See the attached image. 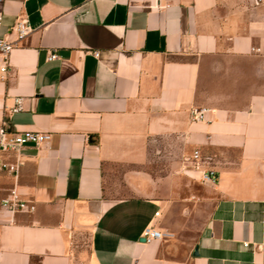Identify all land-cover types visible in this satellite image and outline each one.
Instances as JSON below:
<instances>
[{"label":"crops","instance_id":"crops-1","mask_svg":"<svg viewBox=\"0 0 264 264\" xmlns=\"http://www.w3.org/2000/svg\"><path fill=\"white\" fill-rule=\"evenodd\" d=\"M0 13L8 41L18 20L31 30L0 78V129L50 135L0 153L18 166L0 169V200L33 208L0 206V264H264V4L0 0ZM194 150L214 185L187 169ZM145 228L167 237L140 243Z\"/></svg>","mask_w":264,"mask_h":264},{"label":"built area","instance_id":"built-area-1","mask_svg":"<svg viewBox=\"0 0 264 264\" xmlns=\"http://www.w3.org/2000/svg\"><path fill=\"white\" fill-rule=\"evenodd\" d=\"M2 24V14L0 13V27ZM12 31L16 35L15 41H8L7 39L0 36V78H4L10 70V55L15 49L17 42H22L30 33L31 30L28 26L26 20H18L12 27ZM56 59L55 55H50L49 60ZM21 100H16V108L14 112H18L20 108ZM205 110L201 109L198 111H193V120L201 121L203 120ZM50 140V135L40 132H14L7 131L6 128L2 127L0 129V153H18L22 148L26 146H39ZM187 163V169L196 173L198 175V182L201 184L214 185L217 182L218 174L210 167V159L207 157H202L198 150H194L190 157L185 159ZM1 170H6L14 175L17 174L18 166L17 164H0ZM0 206L12 213H23L30 212L33 210L32 207L28 208L24 201H21L18 196L11 192L9 196L0 200ZM157 216V214H155ZM167 236L166 234H161L152 228H145L143 230L142 238L145 242H150L154 240H163Z\"/></svg>","mask_w":264,"mask_h":264},{"label":"rangeland","instance_id":"rangeland-1","mask_svg":"<svg viewBox=\"0 0 264 264\" xmlns=\"http://www.w3.org/2000/svg\"><path fill=\"white\" fill-rule=\"evenodd\" d=\"M256 4H264V0H256ZM219 106H223V105H219ZM197 195H200V196H202V197H207V198H209V199H212L213 198V195L210 193H207V192H202V191H198V194ZM202 210H204V211H206L207 212V210H208V207L207 206H204V205H202ZM199 210H201V209H199ZM200 217H198V219H196L197 220V225H200V221H201V219H199ZM196 225V226H197ZM194 233H191L190 235H193ZM195 237L196 236H185V238L187 239V240H193V239H195Z\"/></svg>","mask_w":264,"mask_h":264},{"label":"water","instance_id":"water-1","mask_svg":"<svg viewBox=\"0 0 264 264\" xmlns=\"http://www.w3.org/2000/svg\"><path fill=\"white\" fill-rule=\"evenodd\" d=\"M140 243H144L145 242V239L144 238H141L139 240ZM198 254H197V248L194 249V252H193V257H196Z\"/></svg>","mask_w":264,"mask_h":264}]
</instances>
